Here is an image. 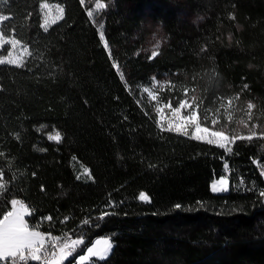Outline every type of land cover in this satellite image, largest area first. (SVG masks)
<instances>
[{"label": "trees", "instance_id": "16d2710c", "mask_svg": "<svg viewBox=\"0 0 264 264\" xmlns=\"http://www.w3.org/2000/svg\"><path fill=\"white\" fill-rule=\"evenodd\" d=\"M41 3L64 8L48 31ZM0 14L31 52L23 68L0 66V211L21 199L30 227L83 238L65 264L102 237L111 254L84 264H264V138L228 152L161 131L143 95L152 77L176 97L196 88L202 109L240 93L264 130V0H0ZM145 19L163 33L154 58L136 54ZM222 176L229 192L213 193Z\"/></svg>", "mask_w": 264, "mask_h": 264}, {"label": "snow or ice", "instance_id": "6c2138e0", "mask_svg": "<svg viewBox=\"0 0 264 264\" xmlns=\"http://www.w3.org/2000/svg\"><path fill=\"white\" fill-rule=\"evenodd\" d=\"M81 4L84 0H80ZM39 7L42 10L48 9L49 5L47 3H41ZM96 9L105 8V4L97 2L95 4ZM87 15L89 17L93 16L92 11H88ZM64 8L59 9V16L53 18L49 21L48 13L45 12V18L41 27L48 31L49 23L55 24L57 19H63ZM234 19V17H232ZM12 17L6 14H0V66L2 65H12L17 68L25 67L24 61L19 56H13L12 50L16 49L18 46L21 47L22 51H28V45L22 44L21 39L16 38L15 26L9 22ZM102 27V26H101ZM100 39L104 41L105 48L108 47V43L105 40L104 32L101 30L99 32ZM231 40V36L228 37ZM9 46L7 50V55H4V46ZM206 50V49H202ZM158 53L153 51L151 56L154 58ZM210 81L216 80L215 69H212L211 73H206ZM193 80L196 79L195 76L192 77ZM151 82L156 84V78L152 77ZM168 84L172 85V90H175V85L171 81ZM248 85H244V89H247ZM182 96L180 97H169L168 101L162 105V107H157L155 109L158 113L157 124L161 131L175 132L182 135H189L191 132V137L196 140L205 141L210 145H218L220 148L226 149L228 152L232 151L230 145L234 144L236 141H249L251 142L254 138H264V130L257 133L255 130L257 125H252L249 128L248 124L244 120H238L237 125H243L248 128V134L242 135L233 128L231 133H229L227 125L222 124L220 130H213V128L221 123L220 114L223 109L225 113H228L232 109L234 101L240 100V93H236L230 97L219 96L216 98L219 103L213 109L212 107H204L203 113L201 114V107L204 104L205 98L197 94L196 88L188 89L183 87L181 89ZM189 91L191 95L189 96ZM143 92L147 93L152 100L157 99V95L149 87H144ZM173 99H175L176 104L173 106ZM215 103V102H214ZM257 105L253 100H247L245 108L241 109L245 111L248 118L251 119V110L256 109ZM164 109H169L171 117L166 119V114ZM227 120L232 121V115H227ZM165 121L167 127H165ZM210 121L211 127L207 126ZM51 140L59 142L61 140V135L57 132L54 136L49 135ZM34 175V173H33ZM264 175V173H262ZM4 173L0 171V179H2ZM229 181L225 177H221L216 180L212 185V191H226V186ZM6 185L0 184V192L5 190ZM260 197H264V191H260ZM138 198L141 201H149L150 197L146 193H139ZM10 210L0 211V264H29L30 261L41 262L43 264H63V262L72 257L74 252H76L79 246L85 244L83 238L69 239L67 236L55 237L51 236L50 233L46 234L37 229L35 225H29L25 216L31 215L29 211V206L21 199L12 198L10 201ZM177 209L181 208L180 204L175 205ZM108 215L107 212L101 215ZM47 219L51 220V217ZM85 224L88 223L87 220L84 221ZM46 243L48 246H46ZM114 245L110 238L97 239L90 247L86 248V255H79V262L88 261L90 257H96L100 260H105L111 254Z\"/></svg>", "mask_w": 264, "mask_h": 264}, {"label": "rangeland", "instance_id": "374dc122", "mask_svg": "<svg viewBox=\"0 0 264 264\" xmlns=\"http://www.w3.org/2000/svg\"><path fill=\"white\" fill-rule=\"evenodd\" d=\"M47 4L49 5L48 9H45V10L41 9L43 21H44V18H45V12L48 13V17L47 18L49 19V21H51L53 18H56L57 16H59V9L61 8L60 6L55 5V4H49V3H47ZM100 10H102V9H96L95 5L90 10V11L93 12V16L90 17L92 21L95 19L96 14ZM60 21H62V19H57L55 24L59 23ZM55 24L49 23L48 29H50ZM102 29H103V27H100L99 28V32ZM162 41H163V33H162L161 28L159 26H156V25L152 24L149 20L145 19V23H144L143 29L134 38V43L138 46V50H137L136 54L137 55H143V56H150L151 58H153L151 56V53L153 51H156L158 53V50H159V48H160V46L162 44ZM8 49H9V46L5 45L4 46V53H5L4 55H7V50ZM28 51H29V49H28ZM12 53H13L14 57L15 56H19L24 61V63L30 57L28 52L22 51L20 46H18L16 49L12 50ZM115 67H116V70L119 72L120 76L122 77L123 81H126L125 78H124L123 73L121 72V70L119 68V66L116 64ZM156 81H157L156 84H153L152 82H150V84L148 86H146V87H149L152 91L155 92V94L157 95V99L156 100H152L151 97H149L148 94L144 93V92H143L144 93L143 95H144V97L146 96L150 100L151 105H152L151 107H152L153 113L157 117V120H158V113H156L155 109L157 107H162V105L167 102V101H165L163 99V97L160 95V93L165 91V92H167L169 94V96H172V94H173V96L176 97V94H174V92H175V90H177V88H175V90H172V85L168 84V81H170V80L167 77H162L160 79H156ZM181 89L182 88L178 89V92L180 94L179 97L182 96ZM191 94H192L191 91H189V96ZM245 106H246V102L243 103V102H241L239 100V101H234V103H233L232 109H235L234 111L230 109L228 113H225V111L223 109L221 110L220 117H223L226 120L225 124L227 125L229 133H231L233 128H236V131L238 133H240L242 135H247L248 134V128H245L243 125H237V123H236L238 120H241V119L244 120L248 124L249 128H251L252 125H254V124L256 125V122H255L256 121V116H254L253 110H251V119L248 118V115H247V113L245 111L241 110V109L245 108ZM164 112L166 114V119L171 117V113H170L169 109H164ZM201 112L203 113L202 107H201ZM228 114L232 115V121L231 122H229L227 120V115ZM208 123L210 124V121ZM209 126L211 127V124ZM221 126L222 125H220V123H218L213 128V130H220ZM165 127H167L166 121H165ZM255 130L257 131V128ZM173 133H175V132H173ZM176 134H178V133H176ZM187 136L191 137V132ZM198 141H200V140H198ZM201 142H205V141H201ZM215 146L219 147L218 145H215ZM231 146L232 145H230V147ZM226 188H227L226 191H216V192L212 191V192L216 193V194L228 193L229 192V183L226 186ZM143 202H145V201H143ZM147 202H149V201H147ZM147 202H145V203H147ZM26 217L27 216H25V219H26ZM105 238L106 237H102V238H99V239H105ZM86 254L87 253H85V255ZM94 258H96V257H90L88 261H85L83 263H87V262H89L90 260H92ZM97 259H99V258H97Z\"/></svg>", "mask_w": 264, "mask_h": 264}, {"label": "built area", "instance_id": "2783aa9c", "mask_svg": "<svg viewBox=\"0 0 264 264\" xmlns=\"http://www.w3.org/2000/svg\"><path fill=\"white\" fill-rule=\"evenodd\" d=\"M230 175V169H226V176H229ZM69 239H75L74 237H72V236H67ZM46 246H48L47 245V243H46ZM72 257H69V258H67L64 262H63V264H65L66 262H68V260L69 259H71ZM29 264H43V261H41V262H35V261H30L29 262Z\"/></svg>", "mask_w": 264, "mask_h": 264}, {"label": "crops", "instance_id": "0c3cea01", "mask_svg": "<svg viewBox=\"0 0 264 264\" xmlns=\"http://www.w3.org/2000/svg\"><path fill=\"white\" fill-rule=\"evenodd\" d=\"M228 181H229V180H228ZM212 184H213V183H212ZM96 240H97V239H96ZM96 240H95V241H96ZM95 241H94V242H95ZM94 242H93V243H94ZM85 253H86V252H85ZM94 259H95V258H94ZM96 259H97V258H96ZM77 263L80 264L79 259H77ZM83 264H84V263H83Z\"/></svg>", "mask_w": 264, "mask_h": 264}, {"label": "bare ground", "instance_id": "6f19581e", "mask_svg": "<svg viewBox=\"0 0 264 264\" xmlns=\"http://www.w3.org/2000/svg\"><path fill=\"white\" fill-rule=\"evenodd\" d=\"M74 254H75V253H74ZM74 254H73V255H74Z\"/></svg>", "mask_w": 264, "mask_h": 264}, {"label": "water", "instance_id": "95a60500", "mask_svg": "<svg viewBox=\"0 0 264 264\" xmlns=\"http://www.w3.org/2000/svg\"><path fill=\"white\" fill-rule=\"evenodd\" d=\"M256 164H257V162H256Z\"/></svg>", "mask_w": 264, "mask_h": 264}]
</instances>
